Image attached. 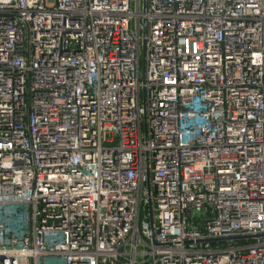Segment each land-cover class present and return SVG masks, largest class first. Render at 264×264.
<instances>
[{"label": "built area", "instance_id": "obj_1", "mask_svg": "<svg viewBox=\"0 0 264 264\" xmlns=\"http://www.w3.org/2000/svg\"><path fill=\"white\" fill-rule=\"evenodd\" d=\"M264 264V0H0V264Z\"/></svg>", "mask_w": 264, "mask_h": 264}, {"label": "rangeland", "instance_id": "obj_2", "mask_svg": "<svg viewBox=\"0 0 264 264\" xmlns=\"http://www.w3.org/2000/svg\"><path fill=\"white\" fill-rule=\"evenodd\" d=\"M57 261L55 259H47V260H42L41 264H56Z\"/></svg>", "mask_w": 264, "mask_h": 264}]
</instances>
